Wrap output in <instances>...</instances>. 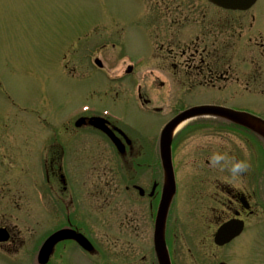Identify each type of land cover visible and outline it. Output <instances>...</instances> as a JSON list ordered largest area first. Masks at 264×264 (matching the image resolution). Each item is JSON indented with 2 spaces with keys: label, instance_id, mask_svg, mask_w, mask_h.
Listing matches in <instances>:
<instances>
[{
  "label": "rangeland",
  "instance_id": "374dc122",
  "mask_svg": "<svg viewBox=\"0 0 264 264\" xmlns=\"http://www.w3.org/2000/svg\"><path fill=\"white\" fill-rule=\"evenodd\" d=\"M139 1L0 0V191L3 193L0 199V227L5 223L13 228L26 245L18 256L8 255L5 258L7 264H32L34 252H37L43 240L54 228L64 223L65 215L62 213L65 209L57 204L56 201L60 200L55 201L50 186L45 182V172L50 169L47 165L50 156L43 159L44 155L55 149L54 156L57 158L65 155V173L72 190L85 191L86 195L89 191L101 190L97 184L104 180L110 184L109 188L117 189L113 182L119 181L121 175H126L122 162L117 163L115 152L104 138L99 136L101 140L98 141L97 134L83 131L75 136H81L75 143L74 137L68 134V128L75 132L74 128L70 126L64 131V127L78 116L85 113L103 115L118 122L143 146V153L137 156L140 158L134 163L137 173L154 174V144L172 113L169 108L162 116L147 112L138 99L141 83L138 82L136 87L137 79L132 76L120 82L113 81L114 76L109 71L115 72L118 68L121 72L127 67L122 59L124 55L133 63L144 65L139 77L150 68L157 71V67L147 63L153 57L150 40L136 23L141 7ZM183 1L188 16L184 20L181 46H191L198 32L203 30L205 35H201L200 43L195 46L200 51L211 48L213 37L217 38L223 30L224 16L217 14L218 10H208L200 0ZM152 2H149L146 12L141 16L154 20L155 15L162 12L158 8L155 13ZM226 13L245 21L247 42L250 38L257 39L260 36L264 39V0H259L249 12ZM208 16L214 20L211 32L206 27H200L201 24L197 22L198 18L199 22L201 18L203 23L207 22ZM160 18H157L156 27L152 29L159 30L158 25L161 28ZM220 36L218 40L222 42L223 34ZM152 40L155 46H160L163 41L154 32ZM239 49L231 51L228 58L229 66L240 72L243 63H248L250 58L258 59L259 56L254 54L255 49H249L250 52ZM100 52L104 53L100 56L108 73L98 71L94 65V59ZM189 57L190 54L186 55L183 64L187 63ZM202 58L209 61L207 56ZM65 62L70 64L69 71L64 69ZM198 62L202 63L201 58ZM237 71L235 74L239 75ZM231 72L235 79L233 70ZM197 83V80L191 81L186 89L174 87L173 97L168 104L179 106L173 108L172 112L204 103H232L233 97L239 100L242 95L241 87L236 82L214 81L215 87L211 85L206 88L196 86ZM149 92L153 95H149L153 106L163 109L167 105L165 89L154 86ZM181 95L182 102L179 103ZM260 101L264 107L263 98L258 101L248 98L247 106L253 107L252 102ZM187 133L184 132L180 140ZM195 138L189 136L186 146L178 149L176 163L178 159L193 157L195 144L202 142ZM180 140L174 149L181 143ZM60 144L65 146L64 153H61ZM246 155L247 161L249 158L251 162L254 160L253 175L264 177V144L255 148L254 154L247 150ZM101 160H105V164ZM179 169H184V176L194 174V170L188 167ZM32 179H36L37 183L32 182ZM123 184L122 181L118 184L119 190L125 189ZM193 192L190 180L181 182L174 213L183 212L185 201ZM37 199L43 200V203ZM97 201L84 198L77 210L72 207L71 211L75 212L74 217L78 211L86 210L88 213L83 217H91V220L87 219L88 225L90 229H96L97 236L101 237L104 232L114 230L118 220H114L110 210L98 215L102 205ZM124 207L127 206L124 204ZM50 213L55 216L51 217ZM103 247L107 250V243ZM253 247L248 260L262 255L264 264V234L261 251ZM84 264L92 263L88 260Z\"/></svg>",
  "mask_w": 264,
  "mask_h": 264
},
{
  "label": "flooded vegetation",
  "instance_id": "af4514ba",
  "mask_svg": "<svg viewBox=\"0 0 264 264\" xmlns=\"http://www.w3.org/2000/svg\"><path fill=\"white\" fill-rule=\"evenodd\" d=\"M150 1H153L152 5L156 8L155 13L160 8L162 14L155 15L156 20L146 17V25L140 27L150 42L153 39V32L163 39L160 46H155L153 42L154 57L149 59L154 66L156 65V70H160L162 78H146L145 81L141 79L139 82L162 88L168 86L172 92L170 96L173 97L172 88L176 86L186 88L193 80H197V85L203 84L199 82L200 77L203 72L207 71L211 83L214 81L238 82L242 95L240 101L233 97L232 103L222 101L204 103L201 106L227 108L264 120L262 101L252 102L253 107L247 106L248 98H252L254 101L263 98L264 101V39L260 36L257 39L250 38L247 42L244 31L245 21L237 20L229 13L224 12L220 13L225 20L223 30L217 38L213 37L212 49L204 48L200 51L195 46L200 43L201 35H205L203 30L198 32L200 36L195 37L191 46L183 48L181 45L184 20L188 16L184 1L140 0V10L145 11ZM204 6L211 11L215 9L209 4L207 5V2L204 3ZM158 17H161L159 19L161 28L158 25L159 30L152 29V27H156ZM197 22L201 24L200 27H206V30L210 32L214 28V20L209 16L207 22L203 23L202 18L200 22L198 18ZM210 32H208L209 35L212 34ZM220 34H223L222 42L218 40L221 37ZM238 47H240L239 50L244 49L245 52L255 49L254 54L259 56L258 59L250 58L248 63H243L244 66L241 65L240 72L237 71V68L232 69L229 66L228 58V54L237 50ZM188 54L190 57L187 63L183 64V60ZM203 56H207L209 61L203 60ZM199 58L202 63L198 62ZM66 67H68L67 64ZM232 70L235 79L232 78ZM236 71L239 72L237 73L239 75L235 74ZM126 78V73H124L120 80ZM142 99L147 108L153 109L155 113H164L153 106L148 95L141 97ZM151 104L152 106L149 107L148 105ZM180 113L174 111L167 123ZM200 121L202 125L193 127L188 124L186 126L181 136L184 135V132L188 133L174 150L177 196L165 227V241L171 263L263 264L262 255H258L256 259L248 260L253 246L261 251L264 234V177L259 174L253 175L254 160L251 162V158H249L247 161L246 155L247 150L254 151L259 146L256 142L258 138L249 128L221 117L197 118L190 123ZM110 128L124 146V154H119L115 145L110 143L123 165H127L128 168L125 180L123 176L119 180L118 176L119 181L113 182L117 189L109 188L110 184L104 180L97 184L101 190L89 191L87 195L85 191L72 190L71 183L62 174L60 158L49 160L50 169L46 172L45 179L51 188L50 193L54 198L57 197L60 200L58 204L64 206L65 220H63V224L75 230L77 234H82L94 248L89 254L76 241H66L55 249V255L50 264H71V262L84 264V262L88 263V260L92 264H159L155 254L154 240L158 206L165 183L162 162L155 159L153 175H148L145 172L143 175L138 174L134 168V161L135 157L139 156L143 150L141 142L127 133L118 132L120 129L112 122H110ZM85 129L93 130L89 127ZM94 133L103 136L101 133L95 131ZM189 136L192 139L196 137V141L202 140V142L199 141L195 144L194 150L196 151L193 150V157L178 159L176 163V153L181 146H186V139ZM179 138L175 143L179 141ZM107 139L109 140V138ZM158 145L159 143L156 141L154 146ZM101 162L105 164V160H101ZM179 167L193 169L192 173L194 174L189 177L184 176V169H179ZM184 180L192 182L194 192L186 199L183 212L177 214L173 210L180 184ZM121 181L124 183V190L118 189L120 187L118 184ZM2 196L3 193L0 191V199ZM84 198L98 200L97 202L102 205L98 215H102L108 210L113 212L114 220H118L114 224L116 225L114 230L110 233L104 232L99 237L96 229H90L88 225L87 219L91 220V217H83L88 213L86 210L78 211L79 213L73 217L75 212L71 211L72 207L77 210ZM76 204L78 206H75ZM124 204L127 207H124ZM54 216L53 214L52 217ZM225 225L228 226L224 233L220 234V229ZM3 228L8 230L10 239L7 243H0V259L8 253L21 252L25 245L20 234L15 233L13 228H9L7 224L0 227V229ZM105 243H107V250L103 247ZM1 262L3 261L1 260Z\"/></svg>",
  "mask_w": 264,
  "mask_h": 264
},
{
  "label": "water",
  "instance_id": "95a60500",
  "mask_svg": "<svg viewBox=\"0 0 264 264\" xmlns=\"http://www.w3.org/2000/svg\"><path fill=\"white\" fill-rule=\"evenodd\" d=\"M209 1L213 2L215 5H218L228 10H240V11H246L250 9L257 2V0H209ZM220 110L224 113L222 115L228 117L229 119L235 121L239 120V117L236 115V113L231 111L216 109L213 107L196 108L182 114L179 118L173 121L163 132L161 138V155L163 160V166L166 171V187L158 215L157 228H156V250L161 264H170L167 248L164 239L162 237V234H163L164 224L168 214V210L175 195V178H174V171L172 165V152H171L173 132L181 123L185 122L190 118L196 116H202V115L215 114ZM92 124H94V126L97 127L98 129L103 130L105 123L100 119H98L95 120V122L93 121ZM262 135L264 136V131ZM73 234H75L73 231L66 230L59 232L56 235L49 238L40 252L39 255L40 264H47L49 262V259L53 254V250L55 246L61 241H66L68 239L75 238L85 249H89L88 244L86 243L84 237L79 236V238H76L75 235L73 236Z\"/></svg>",
  "mask_w": 264,
  "mask_h": 264
}]
</instances>
